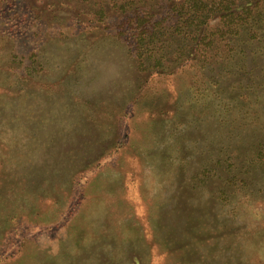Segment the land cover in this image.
I'll return each mask as SVG.
<instances>
[{
  "label": "rangeland",
  "instance_id": "rangeland-1",
  "mask_svg": "<svg viewBox=\"0 0 264 264\" xmlns=\"http://www.w3.org/2000/svg\"><path fill=\"white\" fill-rule=\"evenodd\" d=\"M131 1L0 0V264H264V6L159 75Z\"/></svg>",
  "mask_w": 264,
  "mask_h": 264
},
{
  "label": "trees",
  "instance_id": "trees-1",
  "mask_svg": "<svg viewBox=\"0 0 264 264\" xmlns=\"http://www.w3.org/2000/svg\"><path fill=\"white\" fill-rule=\"evenodd\" d=\"M144 1L132 0L126 4L125 9L133 13L131 19L140 30L135 50L141 66L146 64L147 69L159 75L167 72L170 67L165 62L172 44H186L191 52L209 48L218 44V41L231 44L238 38L252 13L261 4L264 6V0H151L154 3L152 9L138 6L139 9L132 12L130 6L139 3L145 5ZM163 10L165 12L161 14ZM213 19H218L215 26L209 25ZM174 53L176 63L185 58V50L181 52L177 49ZM261 157H264V149L257 152L250 163H256ZM241 183L246 186L245 180ZM87 233L96 236L90 229Z\"/></svg>",
  "mask_w": 264,
  "mask_h": 264
}]
</instances>
